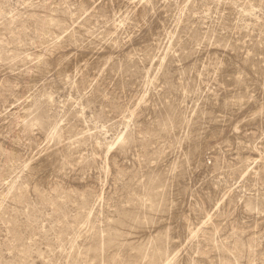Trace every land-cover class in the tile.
Masks as SVG:
<instances>
[{"label": "rangeland", "instance_id": "obj_1", "mask_svg": "<svg viewBox=\"0 0 264 264\" xmlns=\"http://www.w3.org/2000/svg\"><path fill=\"white\" fill-rule=\"evenodd\" d=\"M0 264H264V0H0Z\"/></svg>", "mask_w": 264, "mask_h": 264}]
</instances>
